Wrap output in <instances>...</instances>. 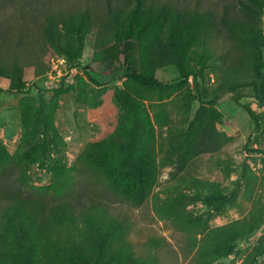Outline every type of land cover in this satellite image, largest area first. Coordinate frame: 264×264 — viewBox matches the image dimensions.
Wrapping results in <instances>:
<instances>
[{
    "label": "rangeland",
    "instance_id": "374dc122",
    "mask_svg": "<svg viewBox=\"0 0 264 264\" xmlns=\"http://www.w3.org/2000/svg\"><path fill=\"white\" fill-rule=\"evenodd\" d=\"M109 1L0 0V56H18L29 87L27 93L12 92L10 81L0 79V169L9 156L27 150L37 157L42 154L40 161L21 155L23 163L13 165L9 176V171L0 173V193L14 184L12 174L24 175V189H36L49 197L69 178V169L89 143H96V149L114 147L116 151L120 147L126 151L140 148L154 126L162 151L160 176L153 192L140 207L115 202L110 209L130 220V240L137 256L156 264H193L196 249H188L186 234L163 219L156 205L162 215H187L200 223L214 213L210 227L245 217L252 210L264 214V105L253 100L251 89L226 90L214 103L206 100L215 89L213 73L200 84L206 90L202 93L196 90L192 77L174 89L140 88L127 81L123 70L114 72L110 67L91 78L82 68L68 69L67 61L58 68L61 73L51 64L46 74L37 75L50 59L42 33L46 16L83 9L105 16ZM122 1L111 0L114 5ZM156 1L197 7L217 17L227 7L230 12L239 9L238 0ZM93 42L87 40L85 65L92 62ZM212 44L218 52L226 50L229 43L224 30ZM200 52L197 45L190 48L184 57L188 68L201 66ZM159 75L166 82L180 80L174 66L161 69ZM120 87L136 103L135 110L120 102ZM243 103L255 111L257 123ZM161 114L166 121L159 123ZM79 177L85 178L75 175ZM195 180L201 185L193 184ZM78 185V191L82 189L97 199L104 195L106 201H112L95 179L80 180ZM217 194H226L229 201L214 212L218 202L212 196ZM1 209L0 201V216ZM93 236L92 232L86 236L89 249ZM153 237L161 241L159 248L151 245ZM258 250H264V225L250 238L238 241L231 254L215 256L209 264H264V253L255 256Z\"/></svg>",
    "mask_w": 264,
    "mask_h": 264
},
{
    "label": "trees",
    "instance_id": "16d2710c",
    "mask_svg": "<svg viewBox=\"0 0 264 264\" xmlns=\"http://www.w3.org/2000/svg\"><path fill=\"white\" fill-rule=\"evenodd\" d=\"M238 3L237 11L230 12L227 7L218 17L212 11L156 0H123L115 5L110 0L105 16L90 9L48 14L42 33L50 59L37 75L50 70L52 57H60L66 59L68 69L82 68L91 78L93 73L102 74L110 67L114 72L123 70L127 81L140 88L174 89L192 77L196 90L202 93L206 90L200 84L213 73L215 89L204 95L206 100L214 103L226 90L251 89L253 100L264 105V0ZM223 30L229 45L218 52L212 42L221 37ZM89 38L94 39L93 56L92 62L85 65ZM193 45L200 47L203 60L200 67L188 68L184 57ZM4 55L0 56V79L10 81V91L27 93L25 66L18 56ZM167 66L178 68V82L161 79L160 71ZM207 67L208 72H204ZM119 100L136 109V103L122 87ZM241 105L257 123L251 106ZM164 114L167 117V112ZM164 114L159 115V123L166 121ZM114 149H96V143H89L69 169V178L49 197H43L34 187L35 190L24 189V175H10L14 184L0 193V264H156L136 255L130 240V220L110 209L115 202L140 207L153 192L160 176L162 151L154 126L140 148ZM34 152L38 154L36 149ZM21 155L32 161L42 158V154L34 156L31 150ZM21 155L9 156L0 173L9 171V176L18 163H23ZM75 175L85 178L78 180ZM87 178L95 179L112 201H106L104 195L97 199L82 189L78 191L80 180ZM193 184L201 185V181ZM212 199L218 202L214 212L229 201L226 194L213 195ZM156 209L163 219L186 234L185 245L191 251L196 249L193 264H209L215 256L231 254L238 241L250 238L264 225V214L258 210L210 227L214 213L200 223L187 215H162L158 205ZM91 232L94 242H90L89 249L86 236ZM151 245L159 248L161 241L153 237ZM263 253L258 250L255 256Z\"/></svg>",
    "mask_w": 264,
    "mask_h": 264
},
{
    "label": "built area",
    "instance_id": "2783aa9c",
    "mask_svg": "<svg viewBox=\"0 0 264 264\" xmlns=\"http://www.w3.org/2000/svg\"><path fill=\"white\" fill-rule=\"evenodd\" d=\"M51 64L53 65V67L55 68V69H58L61 65H65L66 64V59L65 58H60V57H52L51 58ZM74 68H76V67H74ZM74 68H71V71H73L74 70ZM59 71V73H61V69H58Z\"/></svg>",
    "mask_w": 264,
    "mask_h": 264
}]
</instances>
